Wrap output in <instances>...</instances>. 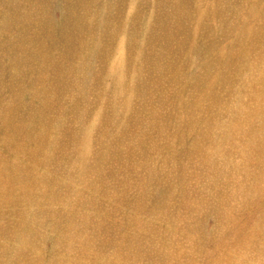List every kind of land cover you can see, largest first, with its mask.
I'll use <instances>...</instances> for the list:
<instances>
[{
  "label": "rangeland",
  "instance_id": "obj_1",
  "mask_svg": "<svg viewBox=\"0 0 264 264\" xmlns=\"http://www.w3.org/2000/svg\"><path fill=\"white\" fill-rule=\"evenodd\" d=\"M0 199V264H264V0H0Z\"/></svg>",
  "mask_w": 264,
  "mask_h": 264
},
{
  "label": "bare ground",
  "instance_id": "obj_2",
  "mask_svg": "<svg viewBox=\"0 0 264 264\" xmlns=\"http://www.w3.org/2000/svg\"><path fill=\"white\" fill-rule=\"evenodd\" d=\"M52 103H53V101H52ZM55 103V102H54ZM53 103V104H54ZM56 104V103H55ZM53 105V108L54 107H57L56 105ZM16 111V110H15ZM15 111H13V110H10V111H6V116L5 117H8V118H14V120L13 121H17L16 119L18 118V116L17 115H15L14 116V114H16V112ZM42 113V112H41ZM17 114H20V113H18L17 112ZM12 121V122H13ZM31 122H33V120H31ZM49 137V136H48ZM36 151H45V148H44V146L43 145H41V148L39 147V146H37V148H36ZM34 153H35V151H34ZM6 155V154H5ZM44 155V154H43ZM19 166V165H18ZM19 168V167H18ZM30 181V180H29ZM33 183V182H32ZM7 184H9V183H5V188L7 187ZM34 184H36V182L34 183ZM22 188H20V190H21ZM25 189V188H24ZM26 190V189H25ZM25 196H28V197H31V198H33L34 200H32V199H29L28 197H26L25 199H24V201H22L23 199V197H25ZM28 198V199H27ZM35 198H36V196L32 193V191H31V189H29L28 188V190H26V193H13L10 197H8V202H7V200H6V204L7 205H9V204H12V205H14V206H16V207H23V210H24V212L25 211H29V210H31L32 208H34V205H35V203H36V201H35ZM0 203H1V199H0ZM9 203V204H8ZM39 203V202H38ZM58 204H63V202L61 201V200H58Z\"/></svg>",
  "mask_w": 264,
  "mask_h": 264
}]
</instances>
